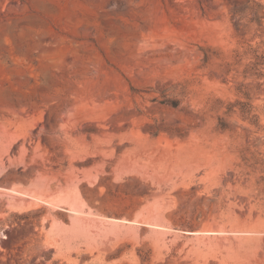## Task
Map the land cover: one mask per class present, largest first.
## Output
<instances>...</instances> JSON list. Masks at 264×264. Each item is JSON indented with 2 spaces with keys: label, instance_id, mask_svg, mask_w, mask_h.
<instances>
[{
  "label": "rangeland",
  "instance_id": "1",
  "mask_svg": "<svg viewBox=\"0 0 264 264\" xmlns=\"http://www.w3.org/2000/svg\"><path fill=\"white\" fill-rule=\"evenodd\" d=\"M0 264H264V0H0Z\"/></svg>",
  "mask_w": 264,
  "mask_h": 264
},
{
  "label": "bare ground",
  "instance_id": "2",
  "mask_svg": "<svg viewBox=\"0 0 264 264\" xmlns=\"http://www.w3.org/2000/svg\"><path fill=\"white\" fill-rule=\"evenodd\" d=\"M93 101V100H92ZM95 103V102H94ZM73 104V103H72ZM97 104V103H96ZM100 105V104H99ZM106 106V105H105ZM23 119H25V118H23ZM29 120V119H28ZM25 121V122H24ZM23 122H24V124L25 123H27L26 122V120H24ZM22 121H21V123H23ZM23 124V125H24ZM28 124V123H27ZM103 125V124H102ZM101 125V126H102ZM105 126V125H104ZM107 130V129H106ZM33 134L32 132H29V134ZM102 135H103V132L101 133ZM106 134V133H105ZM106 136V135H105ZM104 136V137H105ZM103 137V136H102ZM39 137L38 136H33V137H31V136H29V138H28V140H27V142L26 143H24V142H21V144H20V147L19 148H21L22 150H23V152L25 153V154H30V151H32V149H33V147L34 146H36V145H38L40 142H39ZM103 147H105V146H103ZM107 147V146H106ZM102 148V147H101ZM37 149H39L38 147L35 149V152L37 153L38 151H36ZM103 149V148H102ZM104 149H106V148H104ZM104 149H103V151H104ZM34 151V150H33ZM102 151V150H101ZM105 152V151H104ZM33 153V152H32Z\"/></svg>",
  "mask_w": 264,
  "mask_h": 264
}]
</instances>
